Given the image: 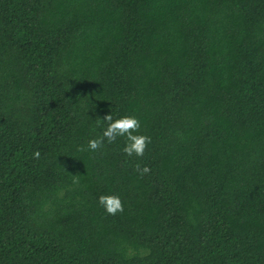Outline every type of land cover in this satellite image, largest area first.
I'll use <instances>...</instances> for the list:
<instances>
[{"label": "trees", "instance_id": "obj_1", "mask_svg": "<svg viewBox=\"0 0 264 264\" xmlns=\"http://www.w3.org/2000/svg\"><path fill=\"white\" fill-rule=\"evenodd\" d=\"M0 264H264V0H0Z\"/></svg>", "mask_w": 264, "mask_h": 264}, {"label": "clouds", "instance_id": "obj_2", "mask_svg": "<svg viewBox=\"0 0 264 264\" xmlns=\"http://www.w3.org/2000/svg\"><path fill=\"white\" fill-rule=\"evenodd\" d=\"M100 121L103 122V126L99 132L93 130V134L87 139L86 144L80 146L79 151L95 153L103 149L106 143L112 144L117 142L118 138H123L122 152L128 157H139L144 154L146 146L151 142L149 135L139 131L141 121L134 114H113L109 111L102 119L100 118ZM34 155L38 157L39 152ZM139 171L147 173L149 168L145 165ZM97 202L109 215L123 211V203L118 194L100 195Z\"/></svg>", "mask_w": 264, "mask_h": 264}]
</instances>
